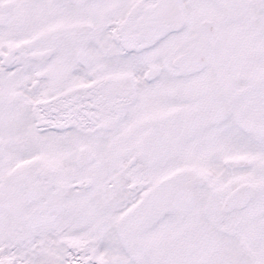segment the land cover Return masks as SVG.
<instances>
[{
    "label": "snow or ice",
    "instance_id": "obj_1",
    "mask_svg": "<svg viewBox=\"0 0 264 264\" xmlns=\"http://www.w3.org/2000/svg\"><path fill=\"white\" fill-rule=\"evenodd\" d=\"M0 264H264V0H0Z\"/></svg>",
    "mask_w": 264,
    "mask_h": 264
}]
</instances>
